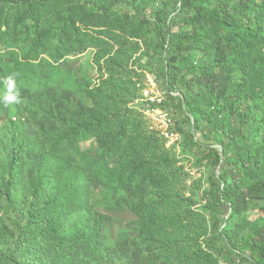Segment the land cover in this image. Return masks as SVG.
Wrapping results in <instances>:
<instances>
[{
  "label": "rangeland",
  "instance_id": "obj_1",
  "mask_svg": "<svg viewBox=\"0 0 264 264\" xmlns=\"http://www.w3.org/2000/svg\"><path fill=\"white\" fill-rule=\"evenodd\" d=\"M143 1L145 4L151 2ZM233 1L215 0V3L229 4ZM97 2L100 9L94 15L86 9L79 11L78 3L71 0H61L59 6L38 8L30 15L17 10L10 1L0 0V71L5 73L8 67L14 68L17 62H23L30 77L22 79L19 75L13 77L7 74L5 82L0 84V226L14 229L15 212L22 213L30 202L19 198L21 205H10L1 188L9 181L5 165L11 152L20 149L25 137L37 136L40 123H44L52 133V138H48L49 133L41 139L50 142L46 144L47 149L51 152L54 146L63 155L64 161L83 170L77 179L81 186L88 184L89 173L97 168L121 164L120 152L104 153L97 135L88 133L86 137L83 130L79 134L64 135L65 131L67 134L69 132L61 127L58 118V113H66L63 109L79 105L93 106L92 99L84 92L85 86L93 88L113 78L124 83L130 91V95L126 96L131 101L126 114L129 128L124 150H121L125 159L118 171L127 182L122 183L118 179L112 191L105 190L99 182L91 185L90 204L105 215L102 240L140 243L147 251L146 262L152 260L154 264H226L216 250L208 249L204 244L214 236L211 217L206 212L211 179L209 169L195 152L184 148L185 129L188 126L183 116L164 108L169 91L155 74L146 69L147 62L155 55L152 26L128 7L133 0ZM176 2L163 0L162 4L174 8L172 3ZM248 4L253 22L245 25L250 26L253 36L243 31L245 25L240 21L233 28H228L218 20L211 19L206 23V33L197 40V62L207 64L209 53L221 42L229 59L225 74L222 68H215L221 75L220 79L226 81L229 75L239 82L245 80L251 90L257 91L262 82L250 68L254 64L264 67V0H251ZM172 27L177 38L179 30L192 28L191 20L183 21V17L175 15ZM61 28L66 31L65 38L60 42L58 36ZM233 30L238 31L240 37L234 38ZM75 34L91 36L87 37L85 46H88L83 51L76 50ZM39 35L47 36L49 42L46 41L43 54L37 59L31 47ZM90 41L92 43L89 44ZM169 56L174 64L188 60L179 54ZM41 61L42 69L38 70ZM37 74L42 77L36 78ZM154 81L157 87L152 84ZM147 86L164 99L160 106L145 95L143 90ZM47 88L60 90L49 101L57 120L36 114L26 100L20 101L22 95L35 94ZM159 108L172 112L180 140H171L163 131L157 118ZM71 116L76 117L75 113ZM218 120L215 118L216 123ZM196 129L201 141H215L212 126L205 123L196 126ZM248 142L256 149L258 157L264 158V134L257 137L252 135ZM218 143L217 146L224 149H229L232 144L229 140ZM31 148L33 155L34 148ZM34 154L37 156L38 152ZM224 170L232 173L234 178L240 174L227 166ZM71 191V194L76 193L75 189ZM103 191L107 193L104 195ZM19 193L22 192L17 190L16 195L19 196ZM177 197H187L190 203H179ZM139 211L151 215L152 219L164 213L167 219L159 226L164 227L168 238L162 242L142 243ZM263 224L264 215L260 211H245L235 226V236L240 239L255 233Z\"/></svg>",
  "mask_w": 264,
  "mask_h": 264
},
{
  "label": "trees",
  "instance_id": "obj_2",
  "mask_svg": "<svg viewBox=\"0 0 264 264\" xmlns=\"http://www.w3.org/2000/svg\"><path fill=\"white\" fill-rule=\"evenodd\" d=\"M7 1L17 10L31 15L38 8L59 6L61 0ZM71 1L78 3L79 11L86 9L92 15L100 9L97 0ZM176 1L172 3L174 8L162 4L163 0H151L150 4L133 0L132 5H136H126L151 24L155 55L147 62L146 69L155 74L169 91L164 108L183 116L188 126L184 148L195 152L201 162H206L211 174L206 212L211 217L214 236L204 244L206 248L216 250L226 264H264V224L255 233L240 239L235 236V226L243 212L258 210L264 215V158H259L256 149L248 142L252 135L264 134V67L254 64L250 68L262 82L257 91H253L245 80L239 82L229 75L226 81L220 79L221 75L215 68H222L225 74L229 59L221 42L209 53L207 64L197 62V40L206 33V23L215 19L233 28L237 21L242 25L253 22L248 4L251 0H234L229 4H216L215 0H202L201 3L198 0ZM175 15L183 17V21L191 20L192 24L191 29L179 30L177 38L172 27ZM65 31L61 28L60 42L65 38ZM243 31L253 36L249 25H245ZM232 35L240 37L235 30ZM75 37L76 50L87 48L85 42L91 36L75 34ZM46 41L49 42L44 35L34 40L31 52L36 53L37 59L43 54ZM170 54H179L188 60L174 64L170 61ZM41 64L42 61L38 70L42 69ZM47 64L51 66L49 62ZM25 67L23 62H17L5 73L0 71V84L5 82L7 74L30 78ZM39 77L42 76L37 74L36 78ZM59 91L47 88L35 94L22 95L20 101L26 100L36 114L56 119L49 101ZM84 92L92 99L93 106L79 105L63 109L65 114L58 113V122L69 132L63 134L71 136L83 130L86 137L88 133L97 135L104 153L120 152L121 164L97 168L89 173L88 184L81 186L77 179L83 170L64 161L54 146L51 147L53 152L47 149L46 144L50 142L41 139L50 131L40 123L38 135L25 137L20 149L11 152L5 165L9 181L1 189L5 191L8 203L21 205L19 198L30 202L22 213L15 212L14 229L0 226V264H154L152 260L146 262L147 251L140 243L102 240L105 215L90 204L89 197L94 182H99L107 191H112L118 179L122 183L127 182L118 171L125 159L121 152L129 128L126 119L131 102L126 97L130 95L129 88L109 78L93 88L85 86ZM72 113L76 117L73 118ZM215 118H219L217 123ZM205 123L212 126L213 143H205L197 137L196 126ZM51 136L52 133L48 138ZM220 140L231 141V147H218ZM31 147L34 148L33 155ZM35 152H38L37 156ZM226 166L238 170V177L234 178L232 173L224 170ZM73 189L76 193L71 194ZM17 190L22 192L19 196L16 195ZM103 192L104 195L107 193ZM177 199L179 203H190L187 197ZM139 215L142 243L162 242L168 238L164 227L159 226L167 219L164 213L158 214L154 220L146 212L139 211Z\"/></svg>",
  "mask_w": 264,
  "mask_h": 264
},
{
  "label": "built area",
  "instance_id": "obj_3",
  "mask_svg": "<svg viewBox=\"0 0 264 264\" xmlns=\"http://www.w3.org/2000/svg\"><path fill=\"white\" fill-rule=\"evenodd\" d=\"M154 86L157 87V82H152ZM147 98L153 102H158L159 106L162 104L164 99L162 97H159L155 94V90L152 89L150 86L145 87L143 90ZM157 118L159 119V122L161 123V127L163 131H165V134L171 139V140H180V134L176 131L174 117L171 111H166L161 108L157 110Z\"/></svg>",
  "mask_w": 264,
  "mask_h": 264
}]
</instances>
